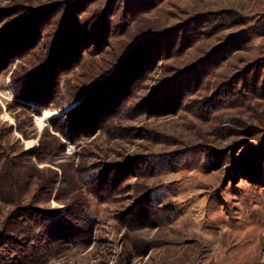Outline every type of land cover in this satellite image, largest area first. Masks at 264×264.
Instances as JSON below:
<instances>
[{
	"label": "rangeland",
	"instance_id": "374dc122",
	"mask_svg": "<svg viewBox=\"0 0 264 264\" xmlns=\"http://www.w3.org/2000/svg\"><path fill=\"white\" fill-rule=\"evenodd\" d=\"M0 264H264V0H0Z\"/></svg>",
	"mask_w": 264,
	"mask_h": 264
},
{
	"label": "trees",
	"instance_id": "16d2710c",
	"mask_svg": "<svg viewBox=\"0 0 264 264\" xmlns=\"http://www.w3.org/2000/svg\"><path fill=\"white\" fill-rule=\"evenodd\" d=\"M6 56H9V54H6ZM18 56H23V55H21V54H19ZM10 57V56H9ZM5 58H7V57H5ZM19 58V57H18ZM9 59V58H8ZM10 61V60H9ZM7 63L6 64H8V66L9 65H11L12 64V61H11V63L9 62L8 63V60L6 61ZM41 78H44V77H41ZM44 79H47L46 80V82H49V80H48V78L46 77V78H44ZM50 83H52V78H51V81H50ZM49 86H51V85H49ZM38 91H39V94H42V93H44V92H46L47 90H49V87H48V89H47V83H45V84H43V85H41L40 84V87L37 89ZM22 92H24V91H22ZM39 94H37V95H35V96H33V98L32 99H30V100H27V101H29L30 103H32V104H37V105H43L42 104V102H40L39 101V99H37L39 96ZM49 94H50V92H49ZM21 95H23V94H21ZM51 98V97H50ZM22 106L23 107H26V108H28V109H30V107H31V105H24V104H22ZM46 113H49V112H45L43 115H41V116H46ZM58 130V132H59V129H57ZM63 133H64V131H62ZM62 133V134H63ZM64 136L68 139V140H73V138H72V135H70V134H66L65 135V133H64ZM41 145H42V147L40 148V150L38 151V155H36V157L38 158V160H40L41 162L42 161H44L45 159H47V155H45V150L46 151H49L50 150V146L48 145V144H44V142L43 141H41ZM30 152H27L26 151V154H29ZM46 188H48L47 186H46ZM10 227V226H9ZM10 230H11V233H13L14 235L15 234H19V232L17 231V230H15L14 229V227H10ZM14 240H16V242H17V239L15 238V237H13L12 239H11V242H15ZM11 243H9V246H11V245H13V244H15V243H12L11 245H10ZM10 252L8 253V254H10V255H14V253H15V251H16V249H15V247H11L10 248V250H9Z\"/></svg>",
	"mask_w": 264,
	"mask_h": 264
},
{
	"label": "bare ground",
	"instance_id": "6f19581e",
	"mask_svg": "<svg viewBox=\"0 0 264 264\" xmlns=\"http://www.w3.org/2000/svg\"><path fill=\"white\" fill-rule=\"evenodd\" d=\"M50 117L49 113H46V116L44 117L45 119H48Z\"/></svg>",
	"mask_w": 264,
	"mask_h": 264
}]
</instances>
